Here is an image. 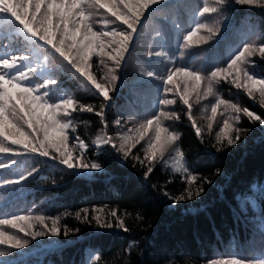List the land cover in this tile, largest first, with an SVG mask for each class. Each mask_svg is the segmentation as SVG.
Listing matches in <instances>:
<instances>
[{"label":"trees","instance_id":"1","mask_svg":"<svg viewBox=\"0 0 264 264\" xmlns=\"http://www.w3.org/2000/svg\"><path fill=\"white\" fill-rule=\"evenodd\" d=\"M217 7L216 13L199 15L203 7ZM105 19L114 20L100 10L95 17L94 30H121L118 21L105 26ZM199 25L218 27L212 35L201 27L191 44L184 43L188 32ZM20 29L9 18L0 17V30L10 32ZM211 36L207 43L200 37ZM247 43H264V9L243 6L236 0H227L221 6L216 0H163L153 5L144 15L137 37L125 53L124 67L112 99L103 97L75 70L53 56L41 44L33 42L34 61L21 64L15 72L31 68L28 86L38 87L47 80L56 81L47 89L50 103L75 99L79 105H91L93 113L76 111L71 119L78 135L88 145V161L99 162L103 170L82 173L68 170L66 166L49 158L29 154L11 156L0 154V164L10 160L16 163L0 170V219L15 215H43L51 226L58 220L67 237H40L35 240L24 236L9 225H0L5 231L29 240L24 249L0 246L6 255L0 256L2 264H208L213 259L232 257L246 260H264V125L250 122L241 114L237 127L246 129L235 146L223 145L217 151L215 136L223 120L233 115L222 105L215 121H211V108L219 99L261 115L264 106L259 96L253 100L241 89L224 81L214 84V95L192 104L195 125L188 119V108L177 96L164 94V79L172 68L183 67L202 74H210L218 67H226ZM149 52H162L151 56ZM97 57L92 63L98 64ZM246 65L257 78H264V59L257 54ZM99 65V64H98ZM111 88L109 69L99 65ZM147 73L154 74L147 76ZM203 88V85H202ZM163 96L176 99L175 105H161ZM104 109L102 119L95 112ZM160 110L177 113L178 120H164L170 131L180 134L176 148L185 154L189 173L176 172L174 151L165 154L155 164L148 179L144 178L146 163L129 157L124 160L111 146L97 147L93 142L105 133L119 137L127 132L115 122L120 118L136 128L147 119L156 117ZM212 122L211 131L208 129ZM121 122V120H120ZM106 124V126H105ZM195 127L202 129L198 137ZM151 136V133H149ZM144 141L132 149L143 159ZM33 175L20 184L4 185L3 181L27 174ZM219 172V174H217ZM197 176V184L204 192L201 197L172 203L162 195L169 191L182 194L188 187V175ZM204 178L212 182H203ZM86 210V212H85ZM124 219L129 232L117 228H101L94 217L115 225L111 212ZM23 223V222H21ZM34 223V221H32ZM26 227V225H24ZM34 230H41L39 224ZM99 257V259H97Z\"/></svg>","mask_w":264,"mask_h":264},{"label":"snow or ice","instance_id":"2","mask_svg":"<svg viewBox=\"0 0 264 264\" xmlns=\"http://www.w3.org/2000/svg\"><path fill=\"white\" fill-rule=\"evenodd\" d=\"M161 3L163 0H0V17L5 18L6 22L10 18L22 30L26 40H34L53 56L60 58L64 64L70 65L103 97V101L107 102L112 99L110 92L116 90V82L120 79L119 72L124 67L125 53L129 51V46L140 31L142 18L153 5ZM216 3L224 6L227 0H216ZM236 3L264 9V0H236ZM100 10L114 18L112 21L105 19V26L118 21L125 27L121 30H94L95 17ZM218 11L217 7L205 6L199 15ZM201 27L206 28L212 35H218L220 31L218 27L209 28L207 25H199L195 30L188 32L183 38L184 43L191 44ZM210 38L211 36H204L200 37V40L207 43ZM257 54L264 59V43H247L226 67H218L207 75L183 67L172 68L164 79L166 84L164 94L177 96L183 105L187 106L188 119L193 125L196 122L192 116L190 102L193 100L199 102L202 98L207 99L214 95V84L221 81L233 85L237 90L242 89L253 100L258 94L260 104L264 106V78H257L250 74L251 71L246 67L252 63L251 58ZM148 55L149 57L162 56L164 53L149 52ZM93 57L99 58L98 64L103 68H108V61L112 63L109 69L111 88L107 84L99 83L97 76L93 74ZM28 59L32 57L12 54L0 58V154L11 156L34 154L57 161L68 170H78L85 174L102 171L101 163L88 161L86 152L89 145L78 135L73 137L74 145L79 149L78 153L69 148V132H75L76 129L72 120L68 118L78 110L93 113V107L82 104L78 106L75 99H66L59 103L48 102L47 92L40 90L47 89L56 81L47 80L38 87H31L27 84L30 79L29 73H33L31 68L21 69L14 74L11 72L13 69L20 68L21 64ZM153 75L147 73V76ZM105 79H109V76L106 75ZM176 102V99L163 96L161 105H175ZM222 105L225 111H230L233 115L223 120V126L215 136L217 151L222 150L225 142L228 146L235 147L241 141L242 133L246 131L236 126L241 120V114L250 122H259L260 125H264V118L261 115L247 107L242 108L235 103L229 104L223 99L217 100L211 108V121L216 120L217 111ZM95 115L103 119L104 109L101 108L100 111L95 112ZM178 119L177 113L160 110L156 117L147 119L138 128L129 129L126 134L118 138L105 133L93 143L97 147L111 146L124 160L131 157L139 160L141 164L146 163L144 173L146 180L154 171L155 164L163 160L169 151L175 152L176 172L189 173L185 166L184 152L176 148L180 134L170 131L164 124V120ZM211 121L208 124L209 131L213 127ZM115 123L119 125L120 120L117 119ZM201 131L200 127H195L198 137ZM146 137L147 145L143 148L144 156L141 159L133 154L132 149ZM15 163L16 160H10L6 164H0V170L10 168ZM32 175L33 172L29 171L25 175L4 180L3 184H20ZM203 182L210 184L212 181L204 178ZM196 184L197 176L189 174L188 187L182 194L173 195L169 191H163L162 195L172 201L168 207L172 208L181 202L201 197L204 188L198 185L193 189L192 186ZM110 215L116 219L115 225L103 220L100 215H96L94 219L101 228L115 227L126 233L130 231L124 219L117 216L116 211H112ZM46 220L47 218L43 215L36 217L15 215L10 219H0V225H9L33 240L47 236L60 237L63 234L67 237L69 235L67 228L62 231L58 220H52L51 226L46 223ZM36 224L41 226V230H34ZM28 244L29 240L21 239L0 227V246L19 250L26 248ZM208 264H264V260L232 257L213 259L208 261Z\"/></svg>","mask_w":264,"mask_h":264},{"label":"rangeland","instance_id":"3","mask_svg":"<svg viewBox=\"0 0 264 264\" xmlns=\"http://www.w3.org/2000/svg\"><path fill=\"white\" fill-rule=\"evenodd\" d=\"M19 34V33H18ZM22 37H18L16 39H13L12 41V45L11 47H9V49H6L8 47V45L10 44L11 40L8 39L5 43L3 44V48L0 47V58H4L5 55H7L8 53L10 55H25V56H29L32 52H33V47L31 45L30 39L26 40L25 37L22 38L24 42H22L21 44L17 46V43L21 40ZM32 41V39H31ZM12 50V51H10ZM16 51V52H15ZM26 52V53H25ZM17 53H22V54H17ZM25 53V54H24ZM92 71L93 74L97 76L98 78V82L101 84H107L110 88V84L109 82L104 78V74L100 68V66L97 63H92ZM121 122L120 125L122 127L123 130H125L126 132H128L129 129H134L136 128V126H134L133 124L128 123L125 119L120 118ZM76 136L75 134H70V139H69V148L73 149L74 152L79 151L78 147H76L74 145L73 142V137Z\"/></svg>","mask_w":264,"mask_h":264},{"label":"clouds","instance_id":"4","mask_svg":"<svg viewBox=\"0 0 264 264\" xmlns=\"http://www.w3.org/2000/svg\"><path fill=\"white\" fill-rule=\"evenodd\" d=\"M4 255H6V253H5V252H2V251H0V256H4Z\"/></svg>","mask_w":264,"mask_h":264}]
</instances>
